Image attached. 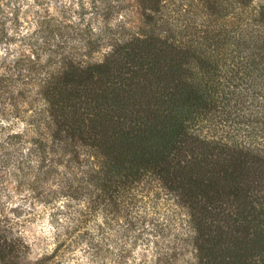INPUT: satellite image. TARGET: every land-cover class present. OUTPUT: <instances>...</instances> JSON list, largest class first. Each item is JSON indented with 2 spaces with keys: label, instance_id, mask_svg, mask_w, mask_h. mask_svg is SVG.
<instances>
[{
  "label": "trees",
  "instance_id": "1",
  "mask_svg": "<svg viewBox=\"0 0 264 264\" xmlns=\"http://www.w3.org/2000/svg\"><path fill=\"white\" fill-rule=\"evenodd\" d=\"M253 3L66 0L19 38L0 22L1 164L13 155L7 143L26 136L32 185L66 181L67 198L89 193L92 211L116 212L76 245L96 246L146 180L185 208L196 264H264V2ZM199 5L200 38L189 23L195 39L179 37L182 26L163 18L183 20ZM17 39L22 50L8 58ZM11 118L22 132H7ZM25 245L0 218V264ZM63 245L34 264H61Z\"/></svg>",
  "mask_w": 264,
  "mask_h": 264
},
{
  "label": "rangeland",
  "instance_id": "2",
  "mask_svg": "<svg viewBox=\"0 0 264 264\" xmlns=\"http://www.w3.org/2000/svg\"><path fill=\"white\" fill-rule=\"evenodd\" d=\"M28 1L20 0L16 5L11 6L5 5L6 0L0 1V22L5 24L9 34L17 38L25 34L33 35L32 32L37 26L36 21L43 20L47 9L53 14L55 9L62 7L66 0H42L40 5L34 7H30L31 1ZM228 1L224 0V3ZM262 2L264 0H254L253 6L258 7ZM22 6L26 8L23 9ZM20 7L23 10H18ZM199 7L201 9H194L192 15L183 20L174 21L168 15L163 18L175 27L176 23L179 27L182 26L179 28L181 32L179 37L195 39L194 36L183 31V27L188 23L193 24L196 27L193 29L195 34L197 33L196 37L201 30L206 29L207 21L204 17L195 16L196 13L204 10L202 5ZM27 22L33 24L28 28ZM2 27L3 25L0 24V30ZM167 32L171 33L169 27ZM211 46L213 49L218 47ZM12 49L13 53L8 58L22 50L19 39L13 40ZM228 51L224 49L221 56L230 64L232 61L224 55ZM0 54L5 57L3 48L0 49ZM45 59L43 58V62H46ZM239 61L240 58H237L235 62ZM8 124H10V130H7L9 133H20L24 128V123L19 118H11ZM5 138V135L0 137V142L5 143ZM6 146L10 147L13 155L5 165L0 162V218H6L12 225L15 235L20 236L26 244V252L17 260L9 261V264H34L43 256L52 253L62 241L65 245H63L64 250H61L63 253L61 264H193L196 262V259L192 258L194 251L187 241L189 231L183 221L187 215L185 208L164 195L161 188L157 189V183L149 184L150 182L146 180L133 187L129 193L131 198L124 197L126 200L116 208V219L111 221L114 228L108 226L106 233L98 237L94 236V239H97L96 246L89 248V246L82 247V244L76 245L75 243L81 242L79 232L84 234L87 230H93L97 234L98 225L103 223L106 215L111 216L116 212H111L112 209L106 203L99 206L100 209L92 211L88 206L90 202H86L87 198H90L89 193L80 198H67L63 195L66 192L65 188L60 192L61 187L66 186V181L49 180L42 186L32 185L36 172L26 171L31 164L29 162L33 160L25 154L29 148L27 137L23 138V143H17V140L13 139ZM81 181L78 176L76 185L85 183ZM75 228H79L77 229L79 231L69 233ZM52 264L56 262L53 261Z\"/></svg>",
  "mask_w": 264,
  "mask_h": 264
}]
</instances>
